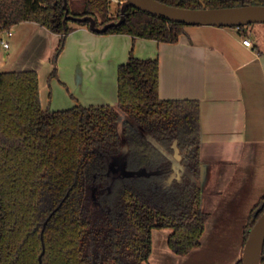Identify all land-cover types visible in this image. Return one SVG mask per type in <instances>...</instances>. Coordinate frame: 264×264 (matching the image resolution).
<instances>
[{"label": "trees", "instance_id": "16d2710c", "mask_svg": "<svg viewBox=\"0 0 264 264\" xmlns=\"http://www.w3.org/2000/svg\"><path fill=\"white\" fill-rule=\"evenodd\" d=\"M159 1L193 8L234 6L242 0ZM64 2L0 0V33L32 20L61 35L52 76L65 36L74 28L66 14L91 15L100 27L120 17L119 7L110 12V0H66L67 13ZM186 25L129 6L124 20L103 33L175 42ZM117 80V107L77 104L48 110L41 105L36 70H0V264H40L42 250V264H149L152 229L164 227L171 228L167 244L173 252L183 255L200 246L209 213L197 181L199 101L159 98L156 57L131 53L118 66ZM118 109L168 151L177 138L181 163L196 179L183 177L160 187L169 172L156 171L171 160L121 120ZM122 140L126 173L112 172L108 165L123 152ZM141 168L149 173H137ZM263 210L264 194L249 213L243 244ZM234 264H242L241 258Z\"/></svg>", "mask_w": 264, "mask_h": 264}, {"label": "crops", "instance_id": "0c3cea01", "mask_svg": "<svg viewBox=\"0 0 264 264\" xmlns=\"http://www.w3.org/2000/svg\"><path fill=\"white\" fill-rule=\"evenodd\" d=\"M11 31L0 33L9 41L8 48L0 44V70H36L45 109L116 104L118 66L131 51L158 59L160 98L199 101L200 158L206 168L202 205L209 216L200 246L181 255L179 264L214 240L221 247L230 241L217 264H234L249 213L264 194V23L186 25L175 42L74 25L54 76L52 57L61 35L32 20L14 24ZM244 37L252 46L243 44ZM153 231L150 255L156 251ZM172 253L167 264H176Z\"/></svg>", "mask_w": 264, "mask_h": 264}, {"label": "water", "instance_id": "95a60500", "mask_svg": "<svg viewBox=\"0 0 264 264\" xmlns=\"http://www.w3.org/2000/svg\"><path fill=\"white\" fill-rule=\"evenodd\" d=\"M67 13V5L64 3ZM134 6L170 21L183 22L187 25H217V26H239L251 23H264V4L246 3L243 0L239 5L223 7H180L170 5L159 0H123L120 7V17L117 21H110L103 26H97L95 19L90 15L74 17L66 15L67 18L76 21H88L92 30L103 32L108 27L121 23L125 18L126 8ZM175 146V145H174ZM175 150L177 148L175 146ZM179 156V155H178ZM206 168L201 165L200 185L205 181ZM264 244V210L259 214L252 226L248 228V234L242 247V264H261L264 258L262 247ZM39 262L41 261V254Z\"/></svg>", "mask_w": 264, "mask_h": 264}, {"label": "flooded vegetation", "instance_id": "af4514ba", "mask_svg": "<svg viewBox=\"0 0 264 264\" xmlns=\"http://www.w3.org/2000/svg\"><path fill=\"white\" fill-rule=\"evenodd\" d=\"M123 0H120V2H116L118 7H121V3ZM66 2V0H65ZM64 2V3H65ZM115 2V1H114ZM67 5V3H66ZM68 11V10H67ZM66 15H71V14H66ZM120 15V13H119ZM73 16V15H72ZM85 16V15H84ZM91 16V15H90ZM74 17H81V16H74ZM69 19V18H68ZM70 24L71 25H81V24H76V20H71L69 19ZM117 21V20H116ZM89 23V22H88ZM86 27H88L90 30H92L88 24L84 25ZM72 31V30H71ZM94 31V30H92ZM97 32V31H94ZM99 33H103V32H99ZM67 35V34H66ZM66 37V36H65ZM132 53V51L130 52V54ZM129 54V55H130ZM133 54V53H132ZM59 55V54H58ZM58 57V56H57ZM136 57V56H135ZM139 58V57H138ZM128 59V58H127ZM126 62V61H125ZM124 63V62H123ZM54 76V75H53ZM117 92H118V80H117ZM159 96V95H158ZM160 98V97H159ZM162 99V98H161ZM117 103H118V93H117V102L116 104H109V105H113L117 107ZM80 104V103H79ZM83 105V104H81ZM91 105H101V104H91ZM88 106V105H85ZM70 108V107H69ZM45 109V108H44ZM49 110V109H48ZM121 115V120H127L138 132H140L142 135H144L146 138H148L151 142H153L157 147L161 148V151L171 160V165L162 169L157 170L156 172H165L168 171L169 174L167 176V178L165 179V183L160 184V187H165L166 185L170 184L173 180H181L183 177H190L192 179H196L192 173L181 163V158H182V151L179 147L178 144V139L175 138L172 140L170 146L172 148L171 151H168L166 149H164L163 147H161L159 145V143L152 138L147 131L137 122L135 121L130 115H128L126 112L118 109ZM119 129L121 130V123L119 125ZM123 142V146H124V150L121 154L115 156L109 163L108 168L110 171L112 172H122V173H126V171L124 170V152H125V141L122 140ZM201 144V143H200ZM177 148V151L175 150V146ZM179 155V156H178ZM201 159V158H200ZM200 170H201V164H200V169H199V178L197 179V181L200 184ZM135 173V172H132ZM137 173L140 174H148L149 172L146 171V169L141 168L137 171ZM202 188V187H201ZM155 229V228H154ZM153 231V229H152Z\"/></svg>", "mask_w": 264, "mask_h": 264}, {"label": "rangeland", "instance_id": "374dc122", "mask_svg": "<svg viewBox=\"0 0 264 264\" xmlns=\"http://www.w3.org/2000/svg\"><path fill=\"white\" fill-rule=\"evenodd\" d=\"M110 12L112 14L116 13V9L118 8V5L113 0H110ZM247 25V24H246ZM171 232V228H155L153 231V240L155 244L156 251H153V253L149 256L148 261L149 264H167V258H170L168 256V252H173L169 249L167 244V237ZM234 231H231V234L233 235ZM202 240V238H201ZM230 244L229 242H226V244ZM222 242L219 240H214L210 243L207 247H204V244L202 246V249L200 251H197L195 253H192L190 255V259L188 261L184 262L183 264H217V262L222 261V256L226 252L227 246L224 244V247H221ZM158 252V254H156ZM174 254L172 257L173 263L176 262V264H179V261L181 259V254H177L173 252ZM241 258V257H240Z\"/></svg>", "mask_w": 264, "mask_h": 264}, {"label": "built area", "instance_id": "2783aa9c", "mask_svg": "<svg viewBox=\"0 0 264 264\" xmlns=\"http://www.w3.org/2000/svg\"><path fill=\"white\" fill-rule=\"evenodd\" d=\"M113 1H115V2H120V0H113ZM237 27H238V26H237ZM2 32H3L4 34H6L7 36H10L11 33H12L11 28H9V29H5V30H3ZM242 42H243V44H245L246 46H252V42H251L250 38H248V37H244V38L242 39ZM0 44H1V46H2L3 48H8V46H9V41H8L5 37H0Z\"/></svg>", "mask_w": 264, "mask_h": 264}]
</instances>
